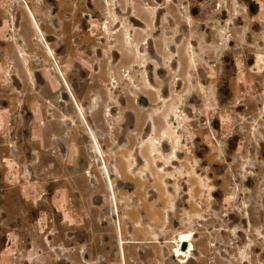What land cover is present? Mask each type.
Segmentation results:
<instances>
[{
  "label": "rangeland",
  "instance_id": "374dc122",
  "mask_svg": "<svg viewBox=\"0 0 264 264\" xmlns=\"http://www.w3.org/2000/svg\"><path fill=\"white\" fill-rule=\"evenodd\" d=\"M0 264H264V0H0Z\"/></svg>",
  "mask_w": 264,
  "mask_h": 264
},
{
  "label": "bare ground",
  "instance_id": "6f19581e",
  "mask_svg": "<svg viewBox=\"0 0 264 264\" xmlns=\"http://www.w3.org/2000/svg\"><path fill=\"white\" fill-rule=\"evenodd\" d=\"M33 16V15H32ZM35 16V15H34ZM31 18V17H30ZM33 20V19H32ZM36 23V26H37V22ZM34 23V24H35ZM35 26V27H36ZM37 29L39 30L38 26H37ZM39 32V31H38ZM42 41V39H41ZM48 50V49H47ZM60 68L58 67V70ZM73 96V95H72ZM75 102V100H74ZM75 108L77 111H79V113L83 116L84 115V110L82 111L81 109V105L79 106L77 103L75 104ZM90 138L92 139V141H96V138L95 136L92 134V132H90ZM97 147V146H96ZM99 152H100V149L98 148L97 149ZM101 154V153H100ZM97 155V154H96ZM104 162V161H103ZM105 171H106V174L109 177V170L106 169L105 167ZM176 244L175 246H173V255H175L177 257V260L180 262V263H184L186 262L187 260H189L191 258V255L193 254L195 248H194V244H193V234L191 231H183V232H178V234L176 235V240H175ZM186 243L187 244V247H186V250H182L181 249V245L183 243Z\"/></svg>",
  "mask_w": 264,
  "mask_h": 264
},
{
  "label": "water",
  "instance_id": "95a60500",
  "mask_svg": "<svg viewBox=\"0 0 264 264\" xmlns=\"http://www.w3.org/2000/svg\"><path fill=\"white\" fill-rule=\"evenodd\" d=\"M186 247H187V244L184 242V243L181 245V249H182V250H186Z\"/></svg>",
  "mask_w": 264,
  "mask_h": 264
}]
</instances>
